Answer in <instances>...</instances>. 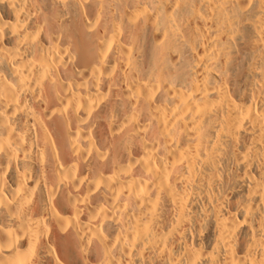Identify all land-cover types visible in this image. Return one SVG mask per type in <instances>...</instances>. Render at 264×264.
Segmentation results:
<instances>
[{"label":"bare ground","instance_id":"bare-ground-1","mask_svg":"<svg viewBox=\"0 0 264 264\" xmlns=\"http://www.w3.org/2000/svg\"><path fill=\"white\" fill-rule=\"evenodd\" d=\"M0 264H264V0H0Z\"/></svg>","mask_w":264,"mask_h":264}]
</instances>
